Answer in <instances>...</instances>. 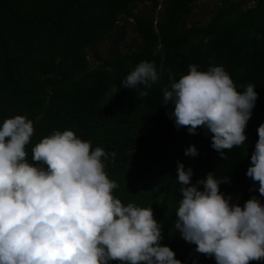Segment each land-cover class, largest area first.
Listing matches in <instances>:
<instances>
[{
  "label": "trees",
  "instance_id": "1",
  "mask_svg": "<svg viewBox=\"0 0 264 264\" xmlns=\"http://www.w3.org/2000/svg\"><path fill=\"white\" fill-rule=\"evenodd\" d=\"M197 1L0 0V121L15 114L33 121L29 160L35 143L66 128L93 147L115 152L105 162L118 184L114 195L125 204H151L161 225L160 243L173 249L175 258L184 264H216L173 228L181 196L176 161L192 168L190 183L212 171L229 178L219 189L232 202L242 206L255 195L264 203L258 182L246 175L257 127L264 122V0H219L210 19L188 25ZM143 3L147 10H137ZM131 25L140 41L124 52L120 45ZM106 36L111 39L107 55L100 48ZM141 60L154 62L159 79L149 88L121 87ZM190 63L202 70L223 65L238 90L256 84L245 144L223 149L225 157L211 147L206 129L198 126L194 134L187 126L177 129L168 115L171 109L161 103L169 72L178 79ZM190 144L197 155L184 154ZM159 193L165 195L158 203Z\"/></svg>",
  "mask_w": 264,
  "mask_h": 264
},
{
  "label": "clouds",
  "instance_id": "2",
  "mask_svg": "<svg viewBox=\"0 0 264 264\" xmlns=\"http://www.w3.org/2000/svg\"><path fill=\"white\" fill-rule=\"evenodd\" d=\"M187 67L178 79L169 72L161 103L171 109L168 115L177 129L187 126L191 134L198 126L206 129L211 147L225 157L223 149L245 144L256 84L238 90L220 64ZM158 79L154 62L141 60L121 87L149 88ZM256 131L246 175L264 196V122ZM33 132V121L23 114L0 121V264H184L160 243L161 225L151 204H125L114 195L118 184L105 162L115 152L93 147L66 128L35 143L29 160L26 145ZM197 153L194 144L184 149L185 155ZM176 172L181 196L173 228L180 236L216 264L264 260V203L255 195L242 206L232 202L219 189L229 178L212 171L190 183L192 168L177 160ZM164 195L158 194V203Z\"/></svg>",
  "mask_w": 264,
  "mask_h": 264
},
{
  "label": "rangeland",
  "instance_id": "3",
  "mask_svg": "<svg viewBox=\"0 0 264 264\" xmlns=\"http://www.w3.org/2000/svg\"><path fill=\"white\" fill-rule=\"evenodd\" d=\"M219 0H199L194 4L193 12L191 13V18H188L186 20V23L188 25L192 23H204L208 19H210L211 15L213 14L214 10L216 9L217 5L219 4ZM148 5L146 4H139L136 8L141 9L143 11L147 10ZM156 14L160 16V12L156 11ZM110 41L111 39L109 36H106L101 44L100 48L103 54L107 55L109 53V47H110ZM135 41H140V38L137 36V34L133 31L132 25L129 28V34L126 38V42H122L120 45V48L126 52L129 50V45H133ZM91 59V65H97L96 62L90 57Z\"/></svg>",
  "mask_w": 264,
  "mask_h": 264
}]
</instances>
